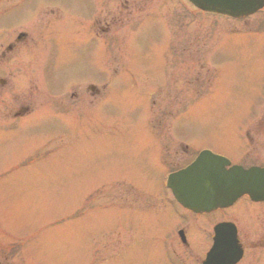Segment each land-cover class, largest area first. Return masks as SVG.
I'll return each instance as SVG.
<instances>
[{"label": "rangeland", "instance_id": "rangeland-1", "mask_svg": "<svg viewBox=\"0 0 264 264\" xmlns=\"http://www.w3.org/2000/svg\"><path fill=\"white\" fill-rule=\"evenodd\" d=\"M32 1L0 0V19L11 11L14 25L0 24V36L14 29L33 39L34 98L46 86L58 94L75 81L98 79L102 62L89 61L84 53L80 57L73 49L77 16L61 15L62 7L55 8L59 5L46 12L50 6L45 0ZM51 14L61 15L59 23ZM198 14L183 18L188 27L179 33L182 38L188 35L193 44L189 54L179 52L183 59L177 65L162 56L157 45L163 40L160 30L146 24L132 34L131 26L114 22L110 37L116 40L112 54L117 84L111 85L112 101L89 98L79 106L85 109L68 113L58 111L59 97L53 94L46 99V108L13 127H6L0 113V264H143L145 252L150 260L147 264H161L155 249L158 252L163 247V239H171L170 225L163 222L164 215L158 217L153 204L164 196L160 188L163 171L184 164L188 150H178L179 156L171 159L173 165L167 162L156 168L158 149L148 120L159 112L152 111L149 95L175 87L178 100L172 134L190 148L210 147L237 159L234 122L248 117L251 103L264 91V26L252 33L256 25L264 24V9L240 21ZM96 15L101 17L99 8ZM49 22L58 26L59 38L64 40L52 55L55 60L62 58L65 66L49 60L44 44L52 36L47 30ZM84 32L79 33L83 39ZM91 37L96 40L87 34L86 41ZM100 43L94 42L98 54ZM43 64L48 72L42 83L38 77L46 68ZM129 72L134 73L133 79ZM24 74L19 67L15 70L9 85L14 94H20L32 77V73ZM186 77L193 91L203 78L204 88L195 90L200 96L191 92ZM9 87L0 89V94L11 93ZM17 94L12 112L21 99ZM108 100L94 110L87 109L89 102L95 105ZM254 105H264V99ZM1 109L8 111L4 106ZM161 115V119H170L166 112ZM132 167L140 178L138 184ZM129 174L134 187L127 188L124 196L134 198L135 204L106 203L110 190L97 188L117 183L111 177L122 179ZM112 192L114 200L121 196L124 201L121 188Z\"/></svg>", "mask_w": 264, "mask_h": 264}, {"label": "flooded vegetation", "instance_id": "flooded-vegetation-1", "mask_svg": "<svg viewBox=\"0 0 264 264\" xmlns=\"http://www.w3.org/2000/svg\"><path fill=\"white\" fill-rule=\"evenodd\" d=\"M45 4L50 6L48 9L50 12L59 7H62L61 12H74L77 16L76 24H80V18L86 14L88 34L96 39L102 37L105 43L110 40L112 27L117 22L129 24L135 19L137 22L140 17L143 21L145 16L163 14L171 17L169 26L174 27L179 13L176 0H45ZM54 5L59 6L53 8ZM98 8L101 10L99 18L96 15ZM6 21L9 23V28H12L11 11L0 19V24ZM53 28L55 31L56 28ZM77 36L75 49L79 47L81 50L82 39L80 35ZM60 41L64 45L63 39H57L54 43L58 46ZM34 46L33 39L21 30L13 29L8 35L0 37V89L5 91L6 87H9L18 67L25 72L26 77L29 73H33L31 63ZM175 46L174 43L169 46L172 60L177 58ZM188 47L189 45H184L183 48ZM88 50L91 57L92 44L89 45ZM69 60L75 64L74 59L69 58ZM56 64L65 66V61L61 58L60 61L59 59L56 61ZM110 79L109 74L107 81ZM32 84L31 77L23 87V91L20 94L16 93L21 99L16 102L13 112L12 101L16 96L13 88L9 87L12 89L11 93L0 94V108L2 106L8 108L5 116L23 118L31 112L33 106L37 105L39 99L34 98ZM72 85H76V82ZM104 90L108 91L106 88ZM61 92L58 106L65 108H77L87 99H96L103 95L102 90L90 88L88 85L84 87L78 85L68 92L64 87ZM156 123L154 127L159 128L163 122L156 121ZM233 129L235 132L233 138L237 140L234 143L238 146L240 156L235 159L229 154L218 153L228 157L233 164L244 167L264 166V113L256 119L235 121ZM154 138L157 139L161 151L159 164L167 162L172 164L171 159L175 154L179 156L177 145L171 144L170 149H173V153L168 160L165 155L167 142L162 141L161 137ZM183 150L186 152L188 149ZM153 206L158 217L161 219V214L164 215L163 222L170 225L167 227V233H171V239H163V247L158 252L155 249V256L161 259V264H204L205 262L208 264H264V201H252L248 197H242L228 207L207 213H195L177 203L159 202L154 203ZM218 226H222L218 236L220 244L216 248L218 260L208 261L207 259L212 255L211 250L216 241L215 229ZM141 260L143 264L150 261L146 252L141 256Z\"/></svg>", "mask_w": 264, "mask_h": 264}, {"label": "water", "instance_id": "water-1", "mask_svg": "<svg viewBox=\"0 0 264 264\" xmlns=\"http://www.w3.org/2000/svg\"><path fill=\"white\" fill-rule=\"evenodd\" d=\"M197 6L207 11L219 12L231 16H243L252 13L264 5V0H192ZM227 178H219V181L214 175L211 174L209 181L206 183V187L212 190H206L205 194L201 197L195 198L191 193L186 191H175L183 201L191 198L193 196L197 201H207L209 203H229L230 201L237 198L243 192H249V188H241L240 191L233 192L230 190L229 184H231L235 179V174L232 172L226 173ZM222 179H225L222 180ZM223 185L226 188V193L228 196L220 197L218 192V186ZM223 187V188H224ZM223 190V189H221ZM233 192V193H232ZM255 198H264L262 196H254Z\"/></svg>", "mask_w": 264, "mask_h": 264}]
</instances>
